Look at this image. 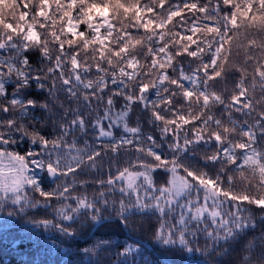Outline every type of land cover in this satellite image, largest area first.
I'll list each match as a JSON object with an SVG mask.
<instances>
[{
	"label": "snow or ice",
	"instance_id": "obj_1",
	"mask_svg": "<svg viewBox=\"0 0 264 264\" xmlns=\"http://www.w3.org/2000/svg\"><path fill=\"white\" fill-rule=\"evenodd\" d=\"M17 2L21 4L22 13L19 22L13 24L9 21L6 25H0V96L7 95L5 81H10L13 73L17 76L13 98L7 105H0V112L9 113L19 105L27 114L28 108L34 107V101L27 100L25 104L17 96L22 88L28 86L30 78L37 81L40 79L23 70L30 66L26 55L28 50L38 48L49 63L54 60L53 67L47 70L48 74L59 72L61 83L71 99L82 101L89 108L93 99L97 104L106 103L103 116H97L92 127L98 129V139L111 137L114 141L111 145H101L102 151L89 146L80 156L65 159L66 138L76 127L82 131L85 128L83 114L72 109L74 118L58 125L60 135L55 139L49 141L39 132L32 134L33 142L38 140L44 149L40 155L47 154V172L56 175L59 170L61 175H75L82 168H97L98 162H102L108 153L119 155L121 149L127 151L129 146L139 155L134 162H128V167L118 169L115 177L109 175L107 180H98L97 184L102 191L90 201L86 196H70L69 193L74 191L70 185L62 191H43L37 180L23 175L27 167L24 156L0 150V158L7 156L19 164V169L14 165L8 166V173L12 177L10 181L3 178L4 169L0 168V189L5 196L8 193L14 195V205L27 203L26 197L19 194L20 187L27 184L32 185L46 200L53 197L74 199L76 207H68V212L87 213L90 210L93 213L91 220L99 222L102 217L97 205L102 204L107 208L110 203L108 197L118 191L121 197H126L130 202L126 205L124 199L120 201L122 220H126L129 214L158 212L161 221L158 239L171 243L172 236L179 231L181 245L186 236L195 239L202 232L216 247L222 239L227 241L236 233L254 226L252 217L244 213L249 210L246 205H255L264 212V191L259 190L264 187V151L256 147L264 140V110L257 112L251 122H240L233 116L234 113H240L251 117L255 108L253 99L248 95L249 89L254 90L259 83L264 91V41L258 42L247 36L243 41L239 39L242 28L264 32V0H217L214 5L212 0L205 3L199 0H180L179 3L173 0H148L144 4L141 0ZM118 23L121 25L119 28ZM141 29L143 35H139ZM49 44L55 49L54 57ZM233 46L245 47L248 52L259 49L260 55L244 54L243 66L239 70L240 78L230 96L225 97L212 90V87L223 77L227 68L236 67L231 63ZM5 51L10 54L7 58L3 55ZM81 52L85 58L83 64ZM89 54L94 63L88 62ZM142 57L145 60L143 64ZM177 58L181 61L179 65L174 63ZM184 60L189 61L187 71ZM248 65L253 69L250 77L247 74ZM65 68H68L67 73ZM93 70L97 78L85 82L84 77ZM170 70L177 72V75L171 76ZM153 72L156 73L155 79H152ZM109 81L116 90L105 101L103 94ZM73 84L82 85L85 94L81 96ZM150 89L154 90L155 100H150L146 95ZM115 97L123 98L125 104L109 128L118 127L122 120L131 115L132 105L142 103L144 111L151 117L148 122L162 124L161 137L166 141L171 140L167 144L172 153L171 159L162 158L163 145L157 143L156 137L147 136V146L141 142L139 121L135 127H129L124 122L125 135L119 140H116L113 131L104 130L102 121L112 120ZM183 102L189 106L187 111ZM217 105L223 109L219 116L215 112ZM162 112L171 113V118ZM68 114L69 110L66 109L65 117ZM15 124V119L0 121V127L4 128H12ZM128 133L136 135V139L128 138ZM236 135L241 139L236 140ZM4 136L5 133L0 132V147L15 142L9 134L8 139H4ZM201 142L218 145L215 152L205 155V168L209 171L216 164L222 166L215 176L195 167L186 159L189 146ZM75 143L73 140V145ZM237 150L244 151L238 153ZM29 155L36 153L30 152ZM149 158L150 162H146ZM108 163L111 165L112 160L109 159ZM32 164L37 169L43 168L45 160H33ZM225 165L231 167L225 170ZM133 167L143 171L130 170ZM247 168H251L253 175L258 173L259 177V188L252 195L246 189L234 191V177L227 175L228 171H238L243 182V179H247L244 175ZM161 169L165 174H170L164 181L167 186H156L154 183L153 175ZM222 176L226 180H222ZM117 181L124 186L117 189ZM225 183L227 188L223 186ZM248 187H252L251 183ZM105 188L107 190H103ZM165 217H171L175 223ZM63 219L74 221V216L65 214ZM42 223L47 226L49 221ZM165 228L168 230L167 237L162 234ZM60 231L71 234L63 227H60ZM139 251V248L134 249L130 245L122 255L135 256Z\"/></svg>",
	"mask_w": 264,
	"mask_h": 264
},
{
	"label": "trees",
	"instance_id": "obj_2",
	"mask_svg": "<svg viewBox=\"0 0 264 264\" xmlns=\"http://www.w3.org/2000/svg\"><path fill=\"white\" fill-rule=\"evenodd\" d=\"M173 2L179 3L180 0H173ZM189 2H193V0H189ZM199 2L205 3L207 0H199ZM216 2L217 0H212L213 5ZM21 3H23V0H21ZM141 3H148V0H141ZM221 6L223 7L222 4ZM21 15V4L17 0H0V25H6L9 21L13 24L18 23ZM120 26L118 23L117 28ZM133 32L135 33V30ZM143 34V29H141L139 35ZM246 36L256 39L258 42L264 41V32L257 33L254 30L249 31L242 28L239 39L243 41ZM49 47L54 57L56 54L55 49L51 44H49ZM246 52L249 56L260 55L259 49L248 52L245 47L237 48L233 46L231 63L236 67L227 68L223 77L215 82L212 90L222 93L225 97L230 96L240 78L239 70L243 66V57ZM3 55L7 58L10 54L5 51ZM26 55L29 57L30 66L23 70L31 73L32 77L39 76L40 79L37 81L30 78L28 86L21 89L17 98L23 99L25 104L27 100H32L35 104L34 107L28 108L27 114H24L22 107L19 105L14 110H10L9 113L0 112V121L7 122L8 119H15L16 121L12 128L0 127V132L5 133L4 139H8L9 134L11 139L15 141L14 143L2 145L0 149H6L14 155L24 156L27 166L24 176L37 180L43 191H62L64 187L70 185L74 189L69 193L70 196H86L91 201L102 191L97 184L98 180H107L109 175L115 177L118 175V169L122 170L124 167H128V162H134L139 154L129 146L127 151L121 149L119 155L108 153L102 162H98L97 168H82L77 170L75 175H61L59 170L56 175L49 174L46 167L47 154L40 155V153H44V149L38 140L33 142L32 134L39 132L49 141L55 139L60 135L58 125L70 122L74 118L71 112L72 109H76L83 114L85 128L82 131L79 127H76L66 138L65 159L80 156L89 146L102 151L101 145H111L114 141L111 137L98 139L99 132L92 127L93 120L103 114L102 109L106 103L100 105L93 99L91 108H89L82 101L77 102L71 99L61 83L59 72L57 71L53 75L48 74L47 70L49 67H53L54 60L53 63H49L47 59L42 57L41 50L38 48L29 49ZM80 58L83 64L85 58L82 52ZM160 59L163 60V57L161 56ZM88 62H95L90 54ZM141 63H145L143 57ZM174 63L179 65L181 61L177 58ZM188 63V60L183 61L186 71L188 70ZM17 67L21 66L17 65ZM148 70L151 71L150 68ZM252 71V66L248 65L247 74L249 77L252 75ZM65 72H68V68H65ZM169 74L175 77L177 72L170 70ZM155 75L156 73L153 72L152 79H155ZM96 78L97 73L93 70L88 76L84 77V80L86 82L88 79L95 80ZM54 80L55 87H53ZM16 81L17 76L15 73L12 74L10 81H5L7 95L0 96V105H7L13 98V93L17 87ZM41 84L43 87H40ZM73 88L81 96L85 94L82 85L73 84ZM115 90L109 81L103 94L104 100L106 101L107 97ZM153 91L150 89L146 93L150 100L156 99ZM161 93L163 94V89H161ZM248 95L253 99L255 108L253 115L248 117L240 113H234L233 118L235 120L240 122L248 120L251 122L255 119L257 112L264 110V91H262L259 83L256 84L254 90L249 89ZM114 99L116 101L114 107L124 106L125 101L123 98L115 97ZM183 103L185 111H187L189 106L186 102ZM44 105L47 107H42ZM256 105L258 106L256 107ZM192 107L195 110V105ZM66 109L69 110V114L65 117ZM222 111L223 109L217 105L216 115L219 116ZM162 114L166 115L167 118H171V113L162 112ZM150 119V114L144 111L143 104L140 103L132 105L131 115L125 118V122L128 123L129 127H135L137 121H139L141 129L139 138L141 142L147 146V136L156 137L157 143L163 145L162 158L171 159L172 153L167 148V144L171 143V140H164L160 133V127L163 125L149 123ZM105 127L114 132L116 140L125 135L123 127L120 125L109 128L106 120ZM238 132L239 129H237ZM127 136L130 139H136L134 134L128 133ZM182 137L183 131L181 132ZM235 139L239 140L241 137L236 135ZM73 140L76 141L75 145H73ZM217 147L218 145L212 142L190 145L186 159L195 167L209 171L208 168H205L207 163L205 155H211ZM256 147L258 150L264 151V140H261ZM243 151L237 150L238 153ZM30 152L36 153V155H29ZM40 159L45 160V166L37 169L32 161ZM109 159L112 160L111 165L108 163ZM150 160L151 158L146 162H150ZM230 167V165L223 166L225 170ZM221 169L222 166L216 164L214 168H211L209 174L215 176ZM64 170L66 171V169ZM130 170L139 171L142 169L133 167ZM227 175L234 177L233 187L236 192L246 189L252 195L259 188L257 184L258 173L253 175L251 168L245 169L244 175L247 179H243V182H241L242 178L238 171H228ZM168 176L169 174H165L164 170H158L153 175L154 183L156 186H165L164 181L168 179ZM221 179L226 180V177L222 176ZM249 183L252 185L251 188L248 187ZM122 186L124 185L117 181L116 188L119 189ZM223 186L228 187L226 183ZM259 190L264 191V187L259 188ZM25 192L28 206H23L24 203H22L20 207L9 210L4 208L0 211V226L8 223L13 224L8 227H0V264H119L120 261H123L122 264H205L194 261L197 258L204 259L209 264H264V219L261 218L264 217V212H261L255 205H246L249 210L244 213V215L252 217V225L254 226L236 233L234 236L229 237L227 241L222 239L215 247L213 242L206 239L205 234L202 232L198 233L195 239L190 235L186 236L183 245H181L179 239V231L172 236L173 242H162L158 239V234L161 233V221L158 212L153 214H129L126 220H122L120 201L124 199L126 205L130 202L126 197H121L118 191L108 197L110 203L107 208H104L102 204L97 205L101 210L100 216L102 218L108 216L111 219L103 221L93 231L90 230L95 222L91 220L93 213L90 210L87 213L67 211L68 207H76L74 199L61 200L58 197H53L46 200L32 185L27 184L25 185ZM202 197L203 193H201V202H203ZM3 204H6V202L3 201ZM210 204L211 202H209ZM21 208H23V211H21ZM61 209H64L63 213ZM148 211L151 212V210ZM65 214L73 215L74 221H65L63 219ZM165 219L175 223V220L171 217H165ZM39 220H51L52 223L45 226L43 223L35 222ZM206 222L210 223V221ZM60 227L71 234L60 231ZM162 234L167 237V228L163 230ZM221 236H223L222 233ZM136 238L145 239L151 247L145 246ZM130 245L134 249L139 248V254L135 256L129 254V256L124 257L122 254ZM161 256L166 258L167 261L163 260Z\"/></svg>",
	"mask_w": 264,
	"mask_h": 264
},
{
	"label": "rangeland",
	"instance_id": "obj_3",
	"mask_svg": "<svg viewBox=\"0 0 264 264\" xmlns=\"http://www.w3.org/2000/svg\"><path fill=\"white\" fill-rule=\"evenodd\" d=\"M125 104V103H124ZM100 105H103L102 103H100ZM106 107V105L105 106H103V109ZM103 109H102V113H103ZM123 109V106L122 107H113V109H112V112H111V116H112V120L111 121H107V123H108V126H109V124L110 123H114L116 120H117V113L118 112H120L121 110ZM100 117H102L103 116V114H101V115H99ZM96 119V118H95ZM95 119L93 120V122L95 121ZM125 122V119L124 120H122L120 123H119V125L120 126H122L123 127V123ZM102 125H103V127H104V130L105 131H109L108 129H106V120H104V121H102ZM95 130H98V129H95ZM99 132V131H98ZM0 150H4V151H7L6 149H0ZM8 152V151H7ZM10 153V152H9ZM14 155V154H13ZM25 164H26V161H25ZM9 165H14L17 169H19V164L16 162V161H14V160H11L9 157H3V158H0V168H3L4 169V173H5V177H3V178H7L9 181L11 180V176H10V174L8 173V166ZM139 171H143V169L142 170H139ZM25 174V170L23 171V175ZM170 177V174H169V176H168V178ZM139 182V181H138ZM25 185L26 184H24L22 187H20V189H19V194L22 196V197H25ZM165 186H167V185H165ZM15 197H14V195L12 194V193H8L7 194V196H5V193L3 192V190L2 189H0V201H5L6 202V204H0V211H2V209H7V210H9V209H11V208H17V207H20L21 206V204H13V199H14ZM23 206H28V201H27V203H24V205Z\"/></svg>",
	"mask_w": 264,
	"mask_h": 264
},
{
	"label": "water",
	"instance_id": "obj_4",
	"mask_svg": "<svg viewBox=\"0 0 264 264\" xmlns=\"http://www.w3.org/2000/svg\"><path fill=\"white\" fill-rule=\"evenodd\" d=\"M109 219H111V217H108V216L99 219V222H95L93 224V226L91 227V230L90 231H93L100 223H102L105 220H109ZM42 221H49V223H52L51 220H39V221H35V222L36 223H42ZM11 225H13V224L12 223H8V224H3L0 227H8V226H11ZM136 239H138V241H140L145 246L151 247V245L149 244V242H147L145 239H140V238H136ZM161 257H162L163 260L167 261L166 258H164L163 256H161ZM194 261L201 262V263H205V264H209L206 260L201 259V258L194 259Z\"/></svg>",
	"mask_w": 264,
	"mask_h": 264
}]
</instances>
